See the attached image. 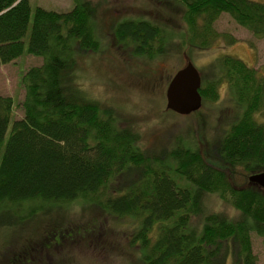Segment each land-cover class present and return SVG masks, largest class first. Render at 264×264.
<instances>
[{
    "label": "trees",
    "instance_id": "1",
    "mask_svg": "<svg viewBox=\"0 0 264 264\" xmlns=\"http://www.w3.org/2000/svg\"><path fill=\"white\" fill-rule=\"evenodd\" d=\"M173 1L183 8L192 46L205 48L215 41L213 25L223 13L264 38V1ZM98 14L90 0H73L67 11L37 6L31 20L28 0H0V65L23 54L30 23L26 51L42 58L23 74V116L10 131L14 102L0 96V226L21 224L49 204L83 200L136 220L127 242L139 250V264H225L229 255L231 264H256L251 233L264 236V189L247 181L236 185L225 170H264V122L254 117L264 109L262 78L228 54L201 75L202 101L214 102L225 81L243 108L218 142L222 169L193 143L176 140L157 153L141 148L138 134L76 83L79 58L100 48ZM112 31L137 57H164L170 49L179 55L184 48V40L171 41L168 30L144 17L122 16ZM225 190L239 213L236 219L204 205L205 198ZM50 234L39 245L31 237V250L8 257L7 263L33 264L40 246L49 250L66 238Z\"/></svg>",
    "mask_w": 264,
    "mask_h": 264
},
{
    "label": "rangeland",
    "instance_id": "2",
    "mask_svg": "<svg viewBox=\"0 0 264 264\" xmlns=\"http://www.w3.org/2000/svg\"><path fill=\"white\" fill-rule=\"evenodd\" d=\"M28 1L31 20L37 6L54 11H67L73 7V0ZM90 1L99 9L96 22L100 48L97 52L82 55L78 60L80 69L76 74V83L84 95L100 106L112 108L118 114L121 125L138 134L141 148L157 153L162 148L172 147L176 140L188 145L193 143L217 168L222 169L217 152L218 142L243 109L237 104L227 83H220L218 98L214 102L203 100L201 107L188 115L167 111L165 91L174 73L188 61L192 62L200 75H206L209 65L226 54L253 67L264 82V38L255 37L223 13L213 25L218 32L215 41L208 47L198 48L189 44L190 33L182 19L183 8L173 0ZM128 15L144 17L158 24L166 34L168 30L173 42L184 40L182 54H175L170 49L164 57L149 59L134 56L131 46L128 43L119 44L112 34L114 21ZM30 27L31 23L23 38V54L0 65V96H10L14 102L8 131L12 122L23 116V74L30 67L42 63L41 57L26 51ZM228 36L235 41L230 42ZM254 117L258 122H264V109ZM225 172L230 175L231 182L239 186L245 181L249 182L248 176L251 174L240 168L234 174L228 168ZM227 192L211 194L205 198L204 205L222 213L227 219H236L239 213ZM135 224L136 220L118 218L83 200L49 204L26 217L21 224L0 226V247L4 248L0 252V264H8V257L31 250V237L32 242L39 245L49 232V238L54 236V239H59L61 235L66 238L52 244L49 250L40 246L33 264H139V250L130 247L127 242ZM60 229L61 233L58 232ZM251 242L256 264H264V236L251 233ZM231 262L229 255L225 264Z\"/></svg>",
    "mask_w": 264,
    "mask_h": 264
},
{
    "label": "water",
    "instance_id": "3",
    "mask_svg": "<svg viewBox=\"0 0 264 264\" xmlns=\"http://www.w3.org/2000/svg\"><path fill=\"white\" fill-rule=\"evenodd\" d=\"M201 75L191 61L176 71L170 79L166 91V109L179 115H188L201 107L202 97L199 93ZM250 183L264 189V170L251 173Z\"/></svg>",
    "mask_w": 264,
    "mask_h": 264
}]
</instances>
